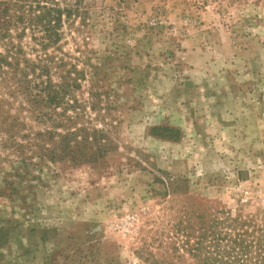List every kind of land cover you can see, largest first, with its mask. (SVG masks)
I'll list each match as a JSON object with an SVG mask.
<instances>
[{
    "label": "rangeland",
    "instance_id": "1",
    "mask_svg": "<svg viewBox=\"0 0 264 264\" xmlns=\"http://www.w3.org/2000/svg\"><path fill=\"white\" fill-rule=\"evenodd\" d=\"M55 2L71 16L46 54L117 124L94 166L0 134V264H199L203 227L264 210V0ZM10 34L45 58L40 33Z\"/></svg>",
    "mask_w": 264,
    "mask_h": 264
},
{
    "label": "trees",
    "instance_id": "2",
    "mask_svg": "<svg viewBox=\"0 0 264 264\" xmlns=\"http://www.w3.org/2000/svg\"><path fill=\"white\" fill-rule=\"evenodd\" d=\"M8 1L0 10V134H11L13 139L16 134H33V147L40 148L51 163L98 165L108 155V134L117 122L101 115L107 106H100L102 94L92 83L85 100L78 98L86 82L82 70L60 57L54 62L46 54L48 49L60 52L62 21L71 11L55 0ZM26 29L41 34L32 42L45 53L43 60H27L22 47L13 43L10 33ZM35 126L45 129L31 132ZM46 141L55 142L52 150L40 147ZM261 213L263 222L264 210L247 221L230 214L223 222L212 221L203 227L189 254L197 257L201 252L199 264H264V225L256 221Z\"/></svg>",
    "mask_w": 264,
    "mask_h": 264
}]
</instances>
